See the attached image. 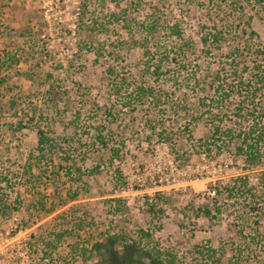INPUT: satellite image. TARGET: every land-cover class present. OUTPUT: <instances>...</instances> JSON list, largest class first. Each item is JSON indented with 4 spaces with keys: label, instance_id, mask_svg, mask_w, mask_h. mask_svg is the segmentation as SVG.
Wrapping results in <instances>:
<instances>
[{
    "label": "rangeland",
    "instance_id": "1",
    "mask_svg": "<svg viewBox=\"0 0 264 264\" xmlns=\"http://www.w3.org/2000/svg\"><path fill=\"white\" fill-rule=\"evenodd\" d=\"M220 2L223 0H0V65L5 51L21 59L9 70L13 78L9 80L10 94L19 95L25 105L39 104L51 81H44L45 72H53L64 89L59 104V117L63 119L56 131L63 130L64 135L88 143L102 130L109 147L107 153L96 152L83 166L86 172L78 183L66 175L53 182L49 172L38 179L37 162L30 158L38 140V126L14 132L4 123L8 116L1 119L0 264H93L95 256L83 263L79 254L73 255L72 247L86 244L101 230L122 231L135 239L141 236L140 229L151 236L143 238V243L173 253L178 264L193 262L198 257L197 245L219 250L225 247L223 264L235 261L237 248V255L244 261L264 262V239L257 243L250 242V237L240 238L241 231L257 220L264 237V193L256 190L259 196L251 201L243 195H226L217 200L222 204L216 220L203 216L200 209L213 205L210 184L224 188L241 173L240 166L227 153L216 159L206 157L201 145L206 146L210 140V127L205 121L208 115L186 130L196 114L182 111L174 122L176 115L168 109L171 103L184 101L189 110L202 108L200 111L217 113L220 109L216 107L208 110V105H199L202 98L215 96L216 83L200 91L194 79L201 85L209 84L221 71L220 79L225 76L227 83L236 85V71L239 77L250 76L240 71L243 63L246 71L251 70V59L235 64L229 58L232 41L207 53L201 35L209 31L214 20L239 18L237 30L247 34L236 44L243 49L253 31L256 37L250 41L251 47L264 48V0H225L224 6ZM114 13L119 14V21L111 16ZM175 25L203 51L183 55L175 50L157 79L144 71L147 60L142 45L154 51L152 42L156 39L173 47L175 39L168 33ZM89 27H96L92 34ZM148 31L158 38L152 39ZM8 62L4 59V67ZM153 64L158 63L154 60ZM35 66L37 77H28L26 74ZM108 68L116 74L110 75ZM2 69L0 75L4 76L7 72ZM178 80L183 81L181 85ZM115 81L121 87L118 91ZM140 85L161 90L157 94L163 97L162 108H154L152 99L142 102L135 96L133 89ZM6 103L1 105L8 108ZM162 121L171 129L167 132L172 140L160 136ZM225 125L232 122L227 119ZM42 127L46 129V123ZM190 128L196 131L192 141ZM64 163L61 160V165ZM251 183L256 185L260 180ZM55 186L60 197L53 195ZM69 188L79 190L74 200L69 199ZM158 193H162L161 198ZM42 200L45 209L55 207V211L45 214ZM152 204L156 210L150 209ZM247 204L255 210L245 207ZM75 221L94 224L80 232L75 228L72 236L67 234L57 243L55 233L71 231ZM48 243L52 244L50 249Z\"/></svg>",
    "mask_w": 264,
    "mask_h": 264
},
{
    "label": "trees",
    "instance_id": "2",
    "mask_svg": "<svg viewBox=\"0 0 264 264\" xmlns=\"http://www.w3.org/2000/svg\"><path fill=\"white\" fill-rule=\"evenodd\" d=\"M226 4L225 0L220 2L221 6ZM111 16L118 21L120 20L118 19V13H114ZM238 21L239 18L235 16H226L214 20L213 26L209 31L201 35V43L204 48H206L207 53H209V50H219L222 45L228 44L227 41H232L229 58H231L232 62L235 64H238L237 60H239L240 64L242 59H251V70L246 71L248 67H245V63L242 62L244 66L240 71V73L245 71L249 73L250 76L248 78L239 77L238 71H236V85L231 84V82L227 83L228 81H226L225 76L220 79L219 76L221 71H216L217 74L215 75L214 81H211L209 84L204 82V85H201L199 80L194 79L195 85L200 88V91H205L207 87H212L216 83V87L214 88L215 96L211 99L202 98L199 105L202 104L203 107L208 105V110H212L216 107L220 109L217 113L213 114V111L209 112L207 110L200 111L202 108L193 110L190 106L191 110H189L187 108L188 103L184 101H175L173 105L172 103L171 106L168 105V109L172 110L176 115L174 122H178L179 115H181L182 111L186 110L185 114L191 112V116H195L193 115L194 113L196 114L194 118L191 117V124L187 125V127L185 126L186 130L189 129L188 126L190 125L194 128L196 122L202 123L204 116L208 115L205 121L210 127V140L206 142V146L201 145L205 147L206 157L208 158L210 156L209 158L216 159L223 153H227L231 157L232 162L237 164V167L240 166L241 173L230 181L229 184L225 185L224 188H221L218 184H210V191H212L210 195H212L213 205L210 207L207 204L202 207L200 211L203 216L212 221L216 220L221 212L219 206L222 202L220 203V201L217 200L224 199L226 195L231 198L235 195H243L244 199L247 198L251 201L256 196H259L256 190L260 189L262 190L260 192L264 193V48L254 49L251 47L250 41L253 37H256L253 31L250 33L249 40L246 42V46L243 49L240 48L238 43L236 44L239 38L247 34L246 31L239 33L237 29L240 23H238ZM97 25H99V27L102 26V24ZM95 29L90 28L89 34H92ZM150 32L151 31H148L147 33L152 39L154 37L158 38L156 34H151ZM168 34V37H174L175 39V43L172 45L173 47H169L167 42H159L156 41V39H153L152 42L154 51H152L150 46L142 45L143 57L147 60L144 71L155 76L157 79L161 78L163 75L162 69H164V65L174 56L175 50H179V53L183 55H187L189 51L192 52V54H201L203 51V49L200 51V49L195 48L191 42L186 39L178 25L173 26L172 31ZM170 52H173L172 55H170ZM100 57L101 54L99 52L97 53V60H99L98 58ZM4 59L9 60L8 65L5 67ZM4 59L3 64L0 65V69L5 68L7 73H5L4 76L0 75V122L3 117L6 119L8 116V122L4 123L14 132L23 128H28L31 125L38 126V140L30 155V158L34 157L37 162L38 173L36 177L38 179L39 177L45 178L47 176L46 173L49 172V179L53 182L61 176L65 177V175L71 181L76 183L80 182L83 180V176L86 172L83 170V166H85L90 159L94 158L93 155H95L96 152H108L109 147L102 135V130H99L93 142L89 141L88 143H83L81 140H76L74 137L64 135L62 132L63 130L57 132V124L60 125V121L63 119V117H59V104L63 100L64 91L60 79L56 78L53 72H45L44 81H47V79L51 81L47 84L46 90L42 93V99L37 98L36 100L38 101L40 99V105L32 103L25 105L23 100L19 101V95L10 94L12 90L9 87V80H13L9 70L12 66L19 65L21 59L17 58V56L14 57V55L6 51ZM154 60H156L158 64L154 65ZM151 66H154L152 71ZM37 69L35 66V68L31 69L26 75L31 78L37 77ZM108 71L110 75L114 76L116 74L114 69L108 68ZM178 82H180L181 85L183 81L178 80ZM114 84L118 91L121 87H119L117 81H115ZM122 84H124V82H122ZM160 91V89H156L151 85H140L133 89L135 96L141 99L142 102H148L152 99L154 108L161 107V104L164 103L161 94H157V92ZM233 97H235V100H231ZM4 101L5 103L7 102L8 108H4L1 105V102ZM227 119L232 122V125H225ZM45 123L47 128H41ZM160 126H162L160 136H164L166 141L170 140L172 135L168 133L167 130L171 129L166 128L163 121ZM3 127H5V125H3ZM195 132L196 131L190 128L191 141L196 136L194 135ZM179 141H181V139H179ZM110 151L116 155L119 153L118 149H110ZM61 160H64L65 165H61ZM40 162L44 164L43 167L40 166ZM48 164H50V168ZM99 168V164H97L96 169ZM31 169L32 165L29 170ZM62 171H64V173ZM256 175H258L260 179H258V177L252 178ZM253 180L257 182L260 180V183L253 185L251 183ZM53 192L54 196L60 197V190L58 187L55 186ZM68 192L70 196L69 199L71 200H74L80 194L79 190L76 189L72 191L69 188ZM40 193L43 195L41 191ZM157 195L161 198L162 193H158ZM247 195H249V197H246ZM59 206L61 205H58V207ZM41 207L45 210V214H50L55 211V207L45 209L46 203H43V200ZM245 207L255 210V207H249V204ZM150 209L156 210V207L152 204ZM90 222L91 223L86 224L83 221H75L76 227L74 226L69 232L59 231L55 233L53 239H56L58 243L61 239L66 238L67 234L72 236V231H75V228L79 232L91 229L94 221ZM258 224L259 220L255 221L253 226L246 227L243 230L241 229V240L243 241L245 237H250L248 238L250 242L263 243L264 237L257 228ZM252 231L256 234L253 235ZM139 233L141 236L134 239L122 231L114 233L109 230H101L95 235L90 236L91 239H88L86 244L72 247L74 248L72 252L74 253L73 255H75V253L79 254L83 263H88L92 256H95L96 261L93 264H178L179 261L177 260V256L173 253L161 249L158 245L154 244L150 246L143 243V238L146 239L151 237L149 233H145L142 229L139 230ZM51 246L52 244L48 243L49 249ZM224 248L225 247L219 250L210 246L197 245L195 247V252H197L198 257L190 264H223L227 256ZM244 249L249 250V247L244 245ZM53 250H56V246L53 247ZM235 251V261L232 264H264V262L259 261L255 263L244 261L237 255V253L240 252V248H237Z\"/></svg>",
    "mask_w": 264,
    "mask_h": 264
}]
</instances>
